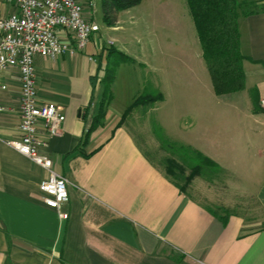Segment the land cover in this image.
<instances>
[{"label": "crops", "instance_id": "1", "mask_svg": "<svg viewBox=\"0 0 264 264\" xmlns=\"http://www.w3.org/2000/svg\"><path fill=\"white\" fill-rule=\"evenodd\" d=\"M80 1L84 16L96 22L94 8ZM239 1L244 6L238 16L244 87L202 100L197 93L179 99L175 120L180 131L169 136L213 159L226 173L231 193L255 199L262 224L238 211L216 214L182 192L120 123L128 105L114 108L109 100L102 122L86 135L105 94L101 58L106 55L108 62L109 46L128 56L116 55L118 64L129 62L142 74L137 92L148 82L153 85L145 84L146 71L160 73L170 55L159 48L158 67L142 52L143 58L134 57L121 41L119 17L133 6L115 12L109 25L115 35L108 40L100 29L74 55L34 57L37 97L58 104L62 115L59 133L43 137L54 168L68 180L67 218L43 201L39 183L46 171L9 143L21 134L20 75L15 68L0 72L6 85L0 88L5 107L0 110V264H264V0ZM59 33L73 45L68 34ZM161 79H154V86L162 87ZM183 82L176 87L195 89L193 82ZM160 121L165 128L163 116Z\"/></svg>", "mask_w": 264, "mask_h": 264}, {"label": "rangeland", "instance_id": "2", "mask_svg": "<svg viewBox=\"0 0 264 264\" xmlns=\"http://www.w3.org/2000/svg\"><path fill=\"white\" fill-rule=\"evenodd\" d=\"M101 3L102 0H95L94 10L97 12L95 19L104 38L108 40L109 36L115 35V31L110 30ZM108 17L111 22L115 21V11L110 10ZM119 18L122 27V34L119 33L122 35L121 41L126 43L134 57L143 58L140 56L142 52L146 59L156 60V65L160 67L159 48L167 49L168 54H170L166 64H164L165 66L162 65L158 69L160 70V73H157L158 76L155 71H146L144 82L146 84L149 80L153 85L148 82L146 86L142 85V90L138 92L137 81L142 82L140 72H135L132 69L134 67L129 62L118 64L117 59L119 58L116 57L115 53L108 56V62H106V55L101 58V77L106 76L107 65L113 74L111 82L102 81V84L103 87H106V97H109L114 108H124L133 101L131 99H135L141 94H152L158 91L166 99L164 106L159 107V109L156 107L159 106L160 102L155 107L146 105L136 107L124 120L139 145L146 149L151 156L156 157L158 145L154 139L155 127L159 125L164 135L170 139L171 135H176L180 131L175 120V109L179 99L190 98L196 93L201 100L213 96V94L217 97L219 95L213 90L205 63L201 61V47L186 0H140L138 5L129 12L121 13ZM150 39L153 40L152 48H150ZM115 45H121V42H117ZM155 50H157L156 57L150 55ZM95 58L100 61L99 55H96ZM197 58L201 62L199 68ZM187 64L191 67L189 71L185 68L188 67ZM173 66H176V70H171L173 68L170 67ZM181 67L183 68L182 71L179 70ZM159 75L162 77L161 86L163 88L154 86L153 81ZM182 81H184L183 83L193 82L195 89L181 86L177 88V82ZM161 116L167 121V125H164L165 128L160 121ZM161 156L162 153L159 152L156 158ZM188 171L186 170V173ZM226 179L227 175L224 171L212 175H197L191 179L186 189L195 199L211 207L218 214H222L224 209L242 212L248 220L258 221L257 225L260 226L263 216L255 199L250 195L231 193L225 186ZM227 204H231L229 205L230 208H226Z\"/></svg>", "mask_w": 264, "mask_h": 264}, {"label": "built area", "instance_id": "3", "mask_svg": "<svg viewBox=\"0 0 264 264\" xmlns=\"http://www.w3.org/2000/svg\"><path fill=\"white\" fill-rule=\"evenodd\" d=\"M85 2L87 8H94L95 0ZM60 30L73 39V45L62 39ZM99 30L97 22L84 16L80 0H0V72L15 68L20 75L21 134L9 143L46 171L39 190L44 203L55 208L61 218L68 215L63 210L68 201V180L56 171L44 147L46 136L59 133L62 115L58 104L40 102L37 97L34 57L74 55L83 51ZM0 88L6 89V85L0 83Z\"/></svg>", "mask_w": 264, "mask_h": 264}, {"label": "trees", "instance_id": "4", "mask_svg": "<svg viewBox=\"0 0 264 264\" xmlns=\"http://www.w3.org/2000/svg\"><path fill=\"white\" fill-rule=\"evenodd\" d=\"M140 0H102L104 17L109 25L108 17L110 10L120 11L138 5ZM189 14L193 20L199 44L201 56L209 72L213 90L218 95L228 94L241 90L244 87V71L242 61L244 59L240 50V36L238 29L239 9L244 8L239 0H186ZM247 11H243L246 13ZM110 55H122L120 58L129 59L125 54L119 53L109 46ZM113 74L106 68V76L103 81L111 82ZM106 94V87H104ZM100 99L96 107L91 124L86 135L97 127L106 114L109 97L106 95ZM161 92L152 94H141L137 96L124 110L120 123L132 111L141 105L155 107L163 100ZM158 125V124H157ZM154 139L157 142L156 157L160 152L162 156L158 159L140 148L147 159L161 171L184 193L192 196L187 191L191 179L197 175H212L223 172V169L210 157L204 155L197 149L176 142L162 132L161 127H155ZM154 134V133H153ZM137 141V140H136ZM138 143V142H137ZM139 144V143H138ZM186 170H189L186 173ZM208 209L216 214L217 211L211 207ZM230 211L223 210L227 215Z\"/></svg>", "mask_w": 264, "mask_h": 264}]
</instances>
